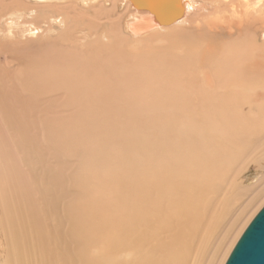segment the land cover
Returning a JSON list of instances; mask_svg holds the SVG:
<instances>
[{"label": "bare ground", "instance_id": "obj_1", "mask_svg": "<svg viewBox=\"0 0 264 264\" xmlns=\"http://www.w3.org/2000/svg\"><path fill=\"white\" fill-rule=\"evenodd\" d=\"M26 2L43 6L45 11L40 16L28 10L32 6L23 11L49 31L53 24L62 25L71 13L76 14L74 9L81 2L87 8H95L93 15H88L94 21L105 15L102 4H115V10L119 6L128 17L120 36L133 42L142 40L140 43L144 44L158 37V33L168 32L171 41L161 55L157 53L161 57L153 56L157 60L119 52V64L98 66L97 72L120 83L141 76L145 81L151 79L155 90L166 88L154 104L164 106L168 101L172 133L156 144V162L148 179L140 164L135 202L125 199L126 204L133 206L123 204V218L117 221L118 226L115 223V230L110 221V226L95 228L87 209L64 207L60 212L55 172L48 173L47 181L34 197L21 186L22 199H29L30 205L18 212L11 210L2 189L5 162L0 165V247L5 245L10 251L5 264H29L34 255L39 256V264H73L74 259H82L85 264H190L193 254L196 264L216 263L237 222L264 190V153L254 155V162L262 171L258 180L252 177L244 187L242 181L233 177L224 194L220 188L231 164L238 160V146L246 149L261 145L264 150V0H143L150 3L144 10L130 0ZM12 9L2 14V18L9 19L7 26L12 25L14 17L21 18L17 17L19 10ZM108 22L111 25L109 19ZM113 29L109 37L111 44L117 45L119 32L114 30V34ZM88 36L79 33L76 41L84 45ZM60 38L58 41H65ZM54 44L58 50L51 61L45 56L41 63L36 62L39 67H33V62L29 63L32 67L20 63L14 73L13 69L8 70L12 77L2 74L5 78L0 79V131H5L0 136L4 144L16 136L24 148L32 152L38 148L39 143H33L34 136L28 137L32 127L27 129L31 121L25 114L32 109L40 113L45 100L53 102L56 98L50 87L67 68L69 59L59 65L60 48L57 42ZM123 55L138 63L133 60L134 63L124 64ZM81 74L73 68L74 77ZM24 115L28 119L18 120ZM3 135L8 138L5 140ZM4 157L2 162L7 159L6 153ZM5 170L11 174L8 168ZM91 230H99L101 239L94 241L99 240V246L103 244L94 260L86 253ZM211 239L216 241L206 251L204 244ZM119 250L130 255L120 259L116 257Z\"/></svg>", "mask_w": 264, "mask_h": 264}, {"label": "rangeland", "instance_id": "obj_2", "mask_svg": "<svg viewBox=\"0 0 264 264\" xmlns=\"http://www.w3.org/2000/svg\"><path fill=\"white\" fill-rule=\"evenodd\" d=\"M12 4L14 5L12 8L19 10L17 17L21 16V18L16 20L14 17L12 25L7 26L9 19L2 18V14L10 9L13 10ZM28 6H32L28 10L37 12L38 16L45 11L43 6L28 5L26 0H0V48L4 49V52L0 50V79L9 78V75L14 73V67L20 63H28L27 65L30 66L29 63L33 62L31 65L36 68L45 56L51 61L50 57L56 56V53H53L58 50L57 46L56 49L54 48L56 45H53L54 42H57L60 48L57 57L61 60L58 64L62 65L67 58L69 64L65 70L62 68L64 71L59 73L60 76L52 87L47 82L48 87L54 89L53 95L56 98L53 102L45 100L40 113L32 109L25 114L30 119L25 115L18 118L21 121L25 117L31 121L29 123L31 126L27 127V129L32 127L28 137L34 136L33 143H39L38 148L33 152L24 148L21 138L16 136L8 138L11 134L7 137L3 135L5 140L9 139L7 145L0 136V162L5 160L4 154L7 155L6 161L0 165H4L5 162V169L8 168L9 173L11 172L7 174L5 169V173L1 172L6 204L11 210L15 209V212L24 205H30L27 204L29 199L28 201L22 199L20 187L22 186L30 197H34L47 181L48 173L55 172L57 195H59L57 209L59 208L60 212L64 207L87 209L95 228L110 226L108 223L111 222L110 227L112 228L114 224L113 230H115V223L117 224L123 218V207L126 202H135L136 174L140 173V164L144 165L142 173L148 179L152 166L156 162L154 158L156 144L158 141L162 143L172 133L171 110L167 106L166 99H164L167 101L163 104L164 106L154 104V99L164 93L166 88L155 90L150 84L151 79L145 81L139 76L137 80L129 79L125 83H120L118 79L109 80L101 76L97 72V67L110 63L119 64L121 56L119 52H132L140 54V57L141 55L149 57V61L157 60L153 59V56L159 57L168 48L167 44L172 37L168 36V32L158 33V37L144 44L140 43L142 40L133 42L121 37V27L128 17L120 11L119 6L115 10V4H102L105 15L94 21L88 15L92 16L95 8L91 9L90 5L87 8L79 2L78 11L77 8L74 9L78 15L71 13L64 24H53L50 31L43 28V23L38 19L25 16V8ZM93 6L96 7L95 4ZM111 29L119 32L117 45L111 44L109 37ZM79 33L89 35V41L86 44L81 45L76 41ZM58 37H61L60 39L63 37L65 41H58ZM123 57L126 62L124 63L123 59L122 62L126 65L133 60L138 63L136 59H130L127 55ZM74 67L78 68L82 74L74 77L72 75ZM10 68L11 71L13 69L12 72L8 71ZM2 74H6L5 77ZM12 76L13 74L10 75ZM0 127L3 128L2 125ZM4 131H0L1 135ZM52 138L54 143L51 145ZM235 150L241 152L238 153V160L231 164V169L226 174L227 180L220 184L223 194L229 189L234 178L237 182L242 181L243 186L246 187L252 177L258 180L262 175V171L257 168L258 164L254 162V155L264 153L263 146L246 147V149L244 146H238ZM2 153H4L3 156ZM2 157L4 158L1 160ZM263 185L264 182L261 187ZM227 196L230 197V194ZM125 199L129 201L125 202ZM129 203L126 205L128 206ZM263 206L264 190L237 222L214 264H225L244 229ZM57 227L59 228V225ZM91 237L86 244V253L89 252V257L93 256L90 259L94 260L95 256L97 258L102 251L103 244L99 246L101 242L94 241V238L101 239L99 230H91ZM215 241L211 239L207 245L204 244L205 250L210 251ZM77 245L81 246L79 243ZM123 250H119L116 257L123 259L130 255V252H123ZM9 254V249L2 245L0 264H5ZM194 257L193 254L190 264H196ZM29 264H39V256H32ZM73 264L85 263L82 259H74Z\"/></svg>", "mask_w": 264, "mask_h": 264}, {"label": "water", "instance_id": "obj_3", "mask_svg": "<svg viewBox=\"0 0 264 264\" xmlns=\"http://www.w3.org/2000/svg\"><path fill=\"white\" fill-rule=\"evenodd\" d=\"M130 1L143 10L150 6L143 0ZM225 264H264V206L244 229Z\"/></svg>", "mask_w": 264, "mask_h": 264}]
</instances>
